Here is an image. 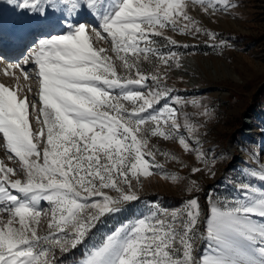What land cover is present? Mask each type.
Listing matches in <instances>:
<instances>
[{
	"label": "snow or ice",
	"instance_id": "6c2138e0",
	"mask_svg": "<svg viewBox=\"0 0 264 264\" xmlns=\"http://www.w3.org/2000/svg\"><path fill=\"white\" fill-rule=\"evenodd\" d=\"M6 2L35 18L38 34L30 40L31 34L19 36L28 41L26 51L20 61L4 68L5 75L22 74L33 98L27 94L21 98L17 90L0 84V134L8 159L15 164L9 167L0 161V264H58V253L82 244L103 217L140 199L142 176L153 175L155 169L168 178L158 155L187 166L152 138L178 140L185 152L194 151L205 163L204 153L189 143L194 139L200 144L201 125L192 117H210L212 112L202 101L175 95L176 89L166 83L169 70L180 66L181 53L175 49L193 45L179 44L167 33L203 34L213 48L230 47L219 33L201 26L189 8L198 5L205 15H215L239 4L234 0ZM82 12L99 23L80 22L76 17ZM57 14L61 32L44 31L49 17ZM105 36L109 48L97 45ZM188 105L198 111L179 110ZM30 109L38 131L30 123ZM205 169L214 175L207 163L191 171ZM244 176L259 184L241 180L238 196L223 201L210 197L203 231L198 197L173 209L149 202L139 216L92 246L80 264H264V162L250 167ZM199 242L206 244L197 256Z\"/></svg>",
	"mask_w": 264,
	"mask_h": 264
},
{
	"label": "rangeland",
	"instance_id": "374dc122",
	"mask_svg": "<svg viewBox=\"0 0 264 264\" xmlns=\"http://www.w3.org/2000/svg\"><path fill=\"white\" fill-rule=\"evenodd\" d=\"M234 2L239 4L238 8L215 15H205L198 5L189 8V14L197 19L201 26L219 33V38L226 40L230 47L213 48L209 46V38L203 34L193 37L171 31L167 33L179 44L193 45V47L175 49L181 53L180 66L169 70L166 83L176 89L175 95L202 101L212 112L210 117H192L193 122L201 125L197 133L200 144L196 145L194 139H190L189 143L192 148L199 147L204 153L207 157L205 163L212 169L214 175L207 169L193 174L191 171L193 167L204 168L205 163L197 160L194 151L185 152L178 140L165 141L160 137L152 138V143L175 155L187 166L184 167L172 159L166 161L163 156L158 155L157 160L164 164L165 173L169 174L168 178L155 169L153 175L142 176L141 187L138 190L140 199L127 204L120 213L103 217L82 244L67 253H58V264H80L92 246L98 245L107 234L122 223L139 216L149 202H159L162 206L173 209L183 206L193 196L198 197L202 213L201 231H203L205 219L210 213V197L213 201H223L238 196L236 186L241 180L259 184V181H253L251 176L245 177L244 173L250 167L264 162V0H234ZM6 4V0H0V15L4 12ZM12 9L9 22L5 24L7 27L2 28V35L5 36L9 35L10 26L20 22L23 14L18 8ZM51 17H49V29L46 30L44 27V31L57 34L61 32L63 25L58 22L59 14ZM76 19L86 24L99 23L98 18H91L87 12H82ZM35 32L33 36L38 34L37 31ZM101 35L104 36L103 33ZM108 39L105 36L103 40L97 41V45L109 48ZM19 47L20 44L15 43L3 46L6 51H13ZM25 51L26 47L23 53ZM2 73L0 70V83L17 90L21 98L25 94L30 99L33 98L27 93L24 83L20 85L16 82L17 79ZM32 89L35 91L37 88L33 86ZM176 107L179 109V106ZM179 110L190 114L198 111L191 105ZM29 111L33 130L38 131L39 126L35 122V116L31 114V109ZM180 122L183 124L182 116ZM181 133L187 137L183 128ZM246 152L252 160L248 158ZM213 157L216 158L215 161ZM0 161L9 167H15L14 162L8 159L2 134H0ZM171 174L183 179L174 180ZM193 182H195L194 189H192ZM200 249L201 242L197 244V256ZM79 254H82V257L70 261Z\"/></svg>",
	"mask_w": 264,
	"mask_h": 264
},
{
	"label": "bare ground",
	"instance_id": "6f19581e",
	"mask_svg": "<svg viewBox=\"0 0 264 264\" xmlns=\"http://www.w3.org/2000/svg\"><path fill=\"white\" fill-rule=\"evenodd\" d=\"M12 8L13 7L10 4L7 3L6 6H5V9H4V12H2V14L0 15V25H2L3 29L7 27L5 24L7 22H9L10 14L13 12ZM90 17L93 18V19H97L96 17H93V16H90ZM44 27H46V30L49 29L48 24L44 25ZM36 29H37V21H36V19L33 18V17H30L29 15L24 14V13L22 14V17L20 18V22H18L17 24L9 27V31H8L9 35L13 36V41L11 42V44H13V43L20 44V47L18 49H16V50H13V51H10V50L3 51L2 48L0 47V59L3 60V63H0V70L4 74H5L4 68L7 66V64L9 62L16 63V62L20 61L22 59V56L24 55L23 51H24V48L26 47V44H27L28 41H21L20 39H18V37L21 36V35L31 34V35H29V40H30L32 38L33 34L36 33L35 32ZM2 36H5V35H2ZM15 40H19V42H15ZM27 70L29 72H32L33 71L32 66L29 65ZM9 76H11V77H13L15 79H16V76H19L20 79L17 80V81L15 80V81L19 82L20 85H21V83H24V86L27 87V83L28 82H26L24 80L22 74H20L18 71L16 73V76H13V75H9ZM13 81H14V79H13ZM0 84H3V83H0ZM5 86H7V85H5ZM16 86H17V84H16ZM33 86H36V88H37V85H36V83L34 81L31 83V87L32 88H33ZM37 90L38 89H36L33 92H36ZM30 96L33 97L32 93H30ZM245 154L248 156L249 159L252 160V158L248 155L247 152ZM205 223H206V219H205ZM205 244H206V242H201V249H200L199 255L202 253Z\"/></svg>",
	"mask_w": 264,
	"mask_h": 264
},
{
	"label": "trees",
	"instance_id": "16d2710c",
	"mask_svg": "<svg viewBox=\"0 0 264 264\" xmlns=\"http://www.w3.org/2000/svg\"><path fill=\"white\" fill-rule=\"evenodd\" d=\"M80 257H82V254L76 255L73 259H71L70 261H76L77 259H79Z\"/></svg>",
	"mask_w": 264,
	"mask_h": 264
}]
</instances>
